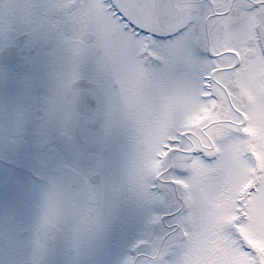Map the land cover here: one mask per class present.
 <instances>
[{
	"label": "snow or ice",
	"instance_id": "1",
	"mask_svg": "<svg viewBox=\"0 0 264 264\" xmlns=\"http://www.w3.org/2000/svg\"><path fill=\"white\" fill-rule=\"evenodd\" d=\"M39 20L0 39V79L30 90L55 42L49 75L72 91L17 172L47 189L37 245L70 219L115 233L114 264H264V0H74ZM74 75L88 112L128 101L122 130L68 131Z\"/></svg>",
	"mask_w": 264,
	"mask_h": 264
},
{
	"label": "rangeland",
	"instance_id": "2",
	"mask_svg": "<svg viewBox=\"0 0 264 264\" xmlns=\"http://www.w3.org/2000/svg\"><path fill=\"white\" fill-rule=\"evenodd\" d=\"M74 0H54L53 3H45V0H0V17H39L41 5H66ZM0 39H3L2 37ZM68 55V54H65ZM40 75L38 78H43ZM82 76H73V79ZM18 93L20 88L14 89ZM111 105L108 118V132L111 135L118 129L122 130L127 118L128 101L122 96L113 95L107 98ZM71 119L65 121L67 127ZM44 125H47L44 121ZM19 129H17L18 131ZM29 133L28 141L24 145H30L37 140L36 136ZM3 143V142H2ZM4 155H10L3 152ZM20 163L16 165L0 164V264H25L35 262L37 264H114L120 247L116 242L115 233L108 236L107 233L93 234L82 230L73 232V226L64 231V239L56 248L46 246L39 247L36 243L38 224L43 213L41 206L45 188L36 190H18ZM100 171V170H98ZM106 179V176H105ZM15 184H11L12 182ZM105 182V181H104ZM12 185L13 191H10ZM61 246V247H60Z\"/></svg>",
	"mask_w": 264,
	"mask_h": 264
},
{
	"label": "flooded vegetation",
	"instance_id": "3",
	"mask_svg": "<svg viewBox=\"0 0 264 264\" xmlns=\"http://www.w3.org/2000/svg\"><path fill=\"white\" fill-rule=\"evenodd\" d=\"M53 1L45 0V3L54 4ZM29 24L38 30H42L40 29L39 17H16L14 14H11L9 17H0V38H4L10 29H16L19 35H23V29ZM49 52L50 55L45 59L39 73L44 77L37 78L30 90H26L14 81L0 79V164L13 166L17 162L20 163L29 154L33 146L38 143V140H36L29 146L24 145L28 141L29 133L37 137L47 132L48 125H44V121L47 123L48 112L55 107L57 98L62 93L71 98L72 91L65 92L61 88L59 80L49 75V67L59 55L56 51L55 42H52ZM16 88H20L18 93H15L16 90L14 89ZM87 88V79L84 77L74 79L72 90H79L81 99L75 106V116L72 113H69L68 116V119H74L75 124H69L68 127L73 133H79L80 123L77 121L83 122L85 117L88 116L89 126L95 127L96 131L100 133H104L109 127L108 118L111 112V105L107 98H102L99 112H90L89 114L80 112L78 107L87 95ZM37 95L48 97L50 103L42 106L37 105L34 99ZM40 108H43V110L39 111L38 109ZM40 117H44L45 119L41 120ZM17 129L19 130L17 131ZM3 152H8L10 155H4ZM99 170L94 179L98 184L103 185L105 170L103 168ZM12 184L15 186L14 183ZM10 188L9 190L13 191L14 187L12 185H10ZM44 194L45 200L47 198V189L44 191ZM74 223L75 221L71 222L70 219L60 221V245L64 239V228L71 227Z\"/></svg>",
	"mask_w": 264,
	"mask_h": 264
},
{
	"label": "water",
	"instance_id": "4",
	"mask_svg": "<svg viewBox=\"0 0 264 264\" xmlns=\"http://www.w3.org/2000/svg\"><path fill=\"white\" fill-rule=\"evenodd\" d=\"M57 232V228L56 227H54V228H52L51 230H50V232L48 233V236H47V239H46V241H45V245L46 246H52V244H53V242H52V238H51V236L54 234V233H56ZM26 264H36V263H33V262H30V263H26Z\"/></svg>",
	"mask_w": 264,
	"mask_h": 264
}]
</instances>
